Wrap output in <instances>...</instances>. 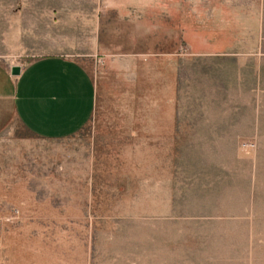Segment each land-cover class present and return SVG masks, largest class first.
Wrapping results in <instances>:
<instances>
[{
  "label": "rangeland",
  "instance_id": "374dc122",
  "mask_svg": "<svg viewBox=\"0 0 264 264\" xmlns=\"http://www.w3.org/2000/svg\"><path fill=\"white\" fill-rule=\"evenodd\" d=\"M46 53L94 109L0 133V264H264V0H0V60Z\"/></svg>",
  "mask_w": 264,
  "mask_h": 264
},
{
  "label": "crops",
  "instance_id": "0c3cea01",
  "mask_svg": "<svg viewBox=\"0 0 264 264\" xmlns=\"http://www.w3.org/2000/svg\"><path fill=\"white\" fill-rule=\"evenodd\" d=\"M79 57L46 53L23 64L0 60V133L12 119L39 138L79 131L95 104L94 80ZM13 65L20 67L18 74L11 73Z\"/></svg>",
  "mask_w": 264,
  "mask_h": 264
},
{
  "label": "water",
  "instance_id": "95a60500",
  "mask_svg": "<svg viewBox=\"0 0 264 264\" xmlns=\"http://www.w3.org/2000/svg\"><path fill=\"white\" fill-rule=\"evenodd\" d=\"M19 71H20V67H19V66H17V65H13V66L11 67V73H12V74H18Z\"/></svg>",
  "mask_w": 264,
  "mask_h": 264
}]
</instances>
